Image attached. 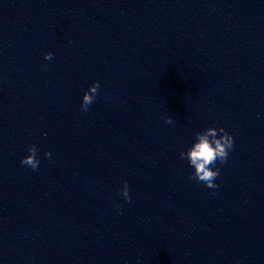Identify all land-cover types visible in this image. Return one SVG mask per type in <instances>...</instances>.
<instances>
[{"label":"water","instance_id":"obj_1","mask_svg":"<svg viewBox=\"0 0 264 264\" xmlns=\"http://www.w3.org/2000/svg\"><path fill=\"white\" fill-rule=\"evenodd\" d=\"M81 102L74 1L0 0V264H81Z\"/></svg>","mask_w":264,"mask_h":264},{"label":"clouds","instance_id":"obj_2","mask_svg":"<svg viewBox=\"0 0 264 264\" xmlns=\"http://www.w3.org/2000/svg\"><path fill=\"white\" fill-rule=\"evenodd\" d=\"M44 59L51 61L53 59L52 52H46ZM47 71V65L43 66ZM100 84L99 81L89 85L87 91L84 92L80 108L82 111H87L89 106L95 101L98 94ZM165 122L173 123L172 117H166ZM234 147L233 136L224 128L207 127L203 131L195 133V140L186 150L180 152L181 159H186L188 164L194 171L190 174L189 179L196 180L198 183H203L209 189H217L218 184L215 180L220 175V169L216 168L217 161L221 164L227 162L229 152ZM39 149L35 144L27 148L28 155L21 158L20 163L23 166L31 168L33 171L38 169L40 160L38 158ZM45 158H50L51 153L45 152ZM126 202L131 201L129 195L128 182H122V190L120 193ZM215 194V193H213ZM119 208V205H114Z\"/></svg>","mask_w":264,"mask_h":264}]
</instances>
